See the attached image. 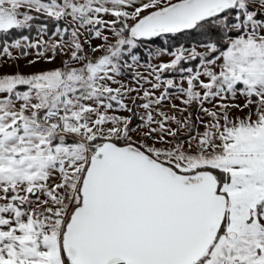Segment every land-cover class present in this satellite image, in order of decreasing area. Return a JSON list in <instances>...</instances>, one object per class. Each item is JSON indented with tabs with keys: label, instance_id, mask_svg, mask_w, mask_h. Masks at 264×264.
Instances as JSON below:
<instances>
[{
	"label": "snow or ice",
	"instance_id": "snow-or-ice-1",
	"mask_svg": "<svg viewBox=\"0 0 264 264\" xmlns=\"http://www.w3.org/2000/svg\"><path fill=\"white\" fill-rule=\"evenodd\" d=\"M0 264H264V0H0Z\"/></svg>",
	"mask_w": 264,
	"mask_h": 264
}]
</instances>
